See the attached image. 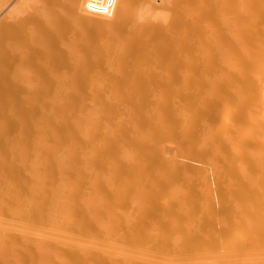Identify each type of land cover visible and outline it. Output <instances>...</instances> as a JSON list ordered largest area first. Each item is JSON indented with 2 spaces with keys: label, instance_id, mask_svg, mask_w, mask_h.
<instances>
[{
  "label": "bare ground",
  "instance_id": "6f19581e",
  "mask_svg": "<svg viewBox=\"0 0 264 264\" xmlns=\"http://www.w3.org/2000/svg\"><path fill=\"white\" fill-rule=\"evenodd\" d=\"M104 2L0 0V264H264V0Z\"/></svg>",
  "mask_w": 264,
  "mask_h": 264
},
{
  "label": "built area",
  "instance_id": "2783aa9c",
  "mask_svg": "<svg viewBox=\"0 0 264 264\" xmlns=\"http://www.w3.org/2000/svg\"><path fill=\"white\" fill-rule=\"evenodd\" d=\"M112 3H113V0H105V2L101 5H94V4H91L90 5V8L91 7H97L98 8V12L99 13H103L105 14L112 6Z\"/></svg>",
  "mask_w": 264,
  "mask_h": 264
},
{
  "label": "rangeland",
  "instance_id": "374dc122",
  "mask_svg": "<svg viewBox=\"0 0 264 264\" xmlns=\"http://www.w3.org/2000/svg\"><path fill=\"white\" fill-rule=\"evenodd\" d=\"M1 15H0V17L2 16V13H0ZM190 162V161H189ZM190 163H195V166H199V163L198 164H196V162H190ZM194 165V164H193Z\"/></svg>",
  "mask_w": 264,
  "mask_h": 264
}]
</instances>
